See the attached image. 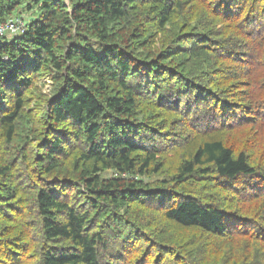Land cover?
<instances>
[{
  "label": "trees",
  "instance_id": "1",
  "mask_svg": "<svg viewBox=\"0 0 264 264\" xmlns=\"http://www.w3.org/2000/svg\"><path fill=\"white\" fill-rule=\"evenodd\" d=\"M23 6L0 264H264V0H0V24Z\"/></svg>",
  "mask_w": 264,
  "mask_h": 264
},
{
  "label": "built area",
  "instance_id": "2",
  "mask_svg": "<svg viewBox=\"0 0 264 264\" xmlns=\"http://www.w3.org/2000/svg\"><path fill=\"white\" fill-rule=\"evenodd\" d=\"M28 21V19H19V17L6 20V22L0 24V37L4 35L16 36L22 34L25 31Z\"/></svg>",
  "mask_w": 264,
  "mask_h": 264
},
{
  "label": "rangeland",
  "instance_id": "3",
  "mask_svg": "<svg viewBox=\"0 0 264 264\" xmlns=\"http://www.w3.org/2000/svg\"><path fill=\"white\" fill-rule=\"evenodd\" d=\"M24 6H23V11L21 13H18L17 15H15L13 18H17L19 17V19L21 18H25L26 20L31 17V15H29L28 13L25 12ZM41 83L39 84V91L40 93L44 94L45 96H52V86H53V82L52 79L49 77L43 78L40 81Z\"/></svg>",
  "mask_w": 264,
  "mask_h": 264
}]
</instances>
